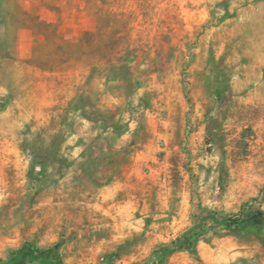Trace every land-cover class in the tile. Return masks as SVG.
Returning a JSON list of instances; mask_svg holds the SVG:
<instances>
[{"label":"rangeland","instance_id":"374dc122","mask_svg":"<svg viewBox=\"0 0 264 264\" xmlns=\"http://www.w3.org/2000/svg\"><path fill=\"white\" fill-rule=\"evenodd\" d=\"M254 210L264 0H0V264H264Z\"/></svg>","mask_w":264,"mask_h":264},{"label":"trees","instance_id":"16d2710c","mask_svg":"<svg viewBox=\"0 0 264 264\" xmlns=\"http://www.w3.org/2000/svg\"><path fill=\"white\" fill-rule=\"evenodd\" d=\"M222 224L226 227H230L232 229L241 230L245 233H260L264 231V212L261 210H254L251 213L239 217H228L222 220ZM184 242L181 240H175L171 242L173 245L172 248L168 246L161 247L157 250H161L164 254L162 257H165L171 254L174 250L178 248H186L188 250H195L194 242L195 238L192 235H185ZM60 244H54L48 248L42 249L38 248L34 244H30L26 242L21 249L12 252L11 256L15 257V259L20 263H26L28 258H32L40 261H47L51 264H67L63 261L62 256L60 254ZM113 256L108 255L102 259L100 264H111Z\"/></svg>","mask_w":264,"mask_h":264}]
</instances>
